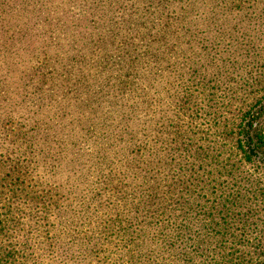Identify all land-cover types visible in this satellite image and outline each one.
Here are the masks:
<instances>
[{
  "label": "rangeland",
  "instance_id": "rangeland-1",
  "mask_svg": "<svg viewBox=\"0 0 264 264\" xmlns=\"http://www.w3.org/2000/svg\"><path fill=\"white\" fill-rule=\"evenodd\" d=\"M134 1L0 0V181L20 183L14 191L1 192L0 208L11 209L10 214L4 213L11 221L0 222V264H80L83 260L109 264L123 255L139 256L137 252L163 264H190L189 259L192 264H264V154L258 161H242L233 144L227 169H215L216 184L234 189L235 205L227 204V210L220 203L217 208H202L189 195L176 200L171 194L163 200L165 213L162 210V218L167 213L170 219L154 229L144 216L155 204L138 214L133 209L134 218L151 229L154 237L172 232L198 238L157 241L147 235L142 253L120 238L107 241L103 251L86 248L94 235L91 227H102L116 205L123 203V196L131 197L129 186L123 183H130L131 176L141 179L142 163L149 157H139L136 150L140 147L134 148L133 140L120 133L116 122L122 100L109 90L120 77L104 80V71L95 75L102 64L94 54L102 44L90 33L99 29L103 13L122 4L127 10L133 6L142 17L147 11L150 19L134 24L135 51L130 56L122 52L116 67L106 72L118 69L121 74L122 68H137L148 61L156 65L154 54L159 53L198 57L207 69L202 75H207L209 84L234 86L236 96L227 113L231 121H237L234 115L241 109L244 112L249 103L254 111L261 108L254 123L264 124V0H155L137 9ZM162 11L173 17L175 28L158 32L165 24ZM244 88L251 91L250 97L256 95L254 100L246 97ZM257 100L260 103L255 105ZM218 123L225 124L223 120ZM148 133L157 145L158 138L165 137V133ZM219 137L214 138L229 141ZM216 184H198L200 204L219 195L221 189L212 191ZM210 194L212 200H207ZM106 199L110 207L103 203ZM136 201L143 206L139 195ZM55 208L62 209L63 216L54 225L49 215L53 218ZM127 208H122L125 214H129ZM197 213L198 232H191L185 224L197 222ZM171 216H179L181 227L170 231ZM43 217L46 229L37 225ZM78 228L88 233L77 236ZM26 235L31 241L25 240Z\"/></svg>",
  "mask_w": 264,
  "mask_h": 264
},
{
  "label": "trees",
  "instance_id": "trees-1",
  "mask_svg": "<svg viewBox=\"0 0 264 264\" xmlns=\"http://www.w3.org/2000/svg\"><path fill=\"white\" fill-rule=\"evenodd\" d=\"M134 2L138 5L137 9L144 2L151 6L156 1L135 0ZM112 9V11L101 15L96 26L99 29L90 33L91 38H96V42L102 44L101 51L94 54L96 58H100L98 64H102V67L97 68L98 71L95 75L97 76L104 71L107 74L103 77L104 80L107 77H120L110 90L111 86L106 84L109 92L112 94L117 93L115 97H118L120 101L122 100L116 122L120 126V133L123 135L128 134L133 140L134 148L140 147V150L135 149L139 157L142 158L143 155L149 157L148 162L142 163L144 171L139 170L141 179L131 176L130 183H123L124 187L129 186L131 197L123 196V201H120V203L123 202L124 205H116L115 212L106 218V224L99 228L91 227V229L94 228V235L93 239L86 244V248L90 249V252L94 249L103 251V246L107 241L120 238L119 241H129L126 245L131 247L133 251L135 247L142 253L147 235L154 237L151 234V229L159 227L165 220L170 219L166 217L167 213L162 218V210L165 213V202L163 200L167 196L173 194L174 198L178 200L179 197L183 198L184 194L189 195L192 203L196 204L197 207L202 206V208L209 209L217 208L219 203L226 210L228 208L227 204L230 207L235 205L231 198L234 189L232 190L230 187L228 189L226 184L223 187H220V183L216 184L217 169H215V166L217 168L224 167V169L227 167L231 144H233L232 147L236 149L237 154H240L242 161H258V159H261L264 154V124L261 126L254 123L259 118L256 112H261V108H258L259 111H254L249 103L246 105L247 108L244 112L241 109L234 115L237 121H231L227 113L232 108L233 98L236 96L234 86L222 87L217 84H209L206 81L207 75H202V72L207 71V69L203 66V62L198 60V57L197 59H190L186 58L187 56L181 57L179 53L176 55L159 53L154 54V60L156 61H153L151 57L149 58L156 65H150L148 61L140 64L137 68L131 66L122 68L121 74H117L118 69H115L117 73L109 74V72H106L116 67V59H120L122 52H124V56H130L131 52L135 51L137 44L135 43L134 24L140 22L141 19L144 20L143 22L150 20L149 17H146L147 11L144 12V17H142L137 11V14L135 13L133 6L127 10L126 6L118 4ZM162 12L164 13V11ZM164 21L165 24L162 27L158 24L161 27L158 32H163L167 28H175L176 24H172L174 20L169 14H165ZM150 28L153 29L154 27L150 26ZM189 34L186 33L188 38L190 37ZM186 35L180 37L184 38ZM147 50H149L148 43L145 47L146 53ZM129 58L133 59L135 56ZM184 58L186 59L185 62L183 61ZM160 61L163 64L157 66L158 63H161ZM206 62L211 64V60L207 59ZM109 64L114 66L110 67ZM42 69L44 70V68ZM132 71L134 77L130 73ZM121 80L122 84L117 85ZM128 80H133V83L127 84ZM240 87L238 85L236 89L240 91ZM127 89L130 90L127 91ZM243 91L247 94L248 99H255L254 96L256 95L250 97L251 91H246L245 88ZM259 103L260 101L257 100L255 105ZM222 120L225 122L224 125L218 123ZM148 131L165 133V137L158 138L159 145L157 143L153 144ZM137 135L139 137L134 139ZM218 135L229 139V141L215 139L219 137ZM126 140L129 141L130 139L126 138ZM177 151L179 153L183 152L184 156H179ZM177 156L181 158L178 161H176ZM129 167L136 169L138 166L131 165ZM203 181H207V186H211L212 183L216 184L212 191L221 189L219 195H215L213 200L212 195H208L207 200L211 198L212 201L210 203L206 202L205 205L200 204V200L198 201V184ZM8 184L0 181V200L3 190L10 189L14 191L16 185L19 186L20 183L10 181ZM124 191L126 193L127 188ZM34 193L37 195L36 191ZM42 193L43 191H40L39 195L42 196ZM142 194L144 198L141 197ZM138 195L142 199L143 206H140L139 201L135 202ZM127 198L131 201L126 202L125 199L127 200ZM41 202L43 201H40L39 204ZM107 202L106 199L103 203L110 207ZM149 204H155V206L144 218L151 225V229L143 228L144 226L140 224L141 221L137 222V219L133 216V209H135L134 213L138 214ZM124 206H128L129 214L123 212L125 211L122 209ZM0 209H4V212H0V222L11 221L9 216L4 215L6 212L10 214L11 209L7 206ZM55 210L53 218L49 215V219L53 221L54 225L55 221L58 222L63 216L62 209L55 208ZM128 215L130 220L127 219ZM139 216H142V214ZM45 219L43 217L41 221H37V225L44 229H46L45 222H47ZM194 219L197 222L185 224V227L191 232H193V229L198 232V213ZM171 220L173 226L170 231L175 230L173 227H181L179 216L175 218L171 216ZM78 230L77 236L81 233H88L83 228H78ZM136 231H141L142 234H136L135 238L129 236L130 233ZM154 238L157 241H165V239L167 241L169 238L186 240L198 238V236L180 237L168 232ZM25 240L31 241V237L26 235ZM195 251L198 252V246L195 247ZM136 254L139 256L132 258L123 255L122 258L110 260L108 263L163 264L158 259L143 258L139 252ZM189 261L190 264L194 262L192 259H189ZM80 264L93 263L89 260H83ZM175 264L180 263L176 262ZM237 264H247V262Z\"/></svg>",
  "mask_w": 264,
  "mask_h": 264
}]
</instances>
